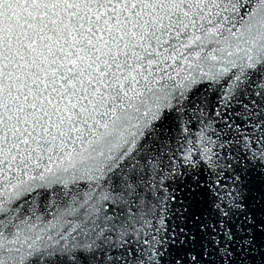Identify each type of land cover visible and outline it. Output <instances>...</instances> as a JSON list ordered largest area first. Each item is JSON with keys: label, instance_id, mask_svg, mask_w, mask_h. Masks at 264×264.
Masks as SVG:
<instances>
[{"label": "snow or ice", "instance_id": "snow-or-ice-1", "mask_svg": "<svg viewBox=\"0 0 264 264\" xmlns=\"http://www.w3.org/2000/svg\"><path fill=\"white\" fill-rule=\"evenodd\" d=\"M0 264H264V0H0Z\"/></svg>", "mask_w": 264, "mask_h": 264}]
</instances>
